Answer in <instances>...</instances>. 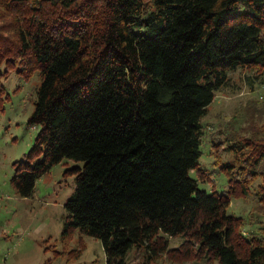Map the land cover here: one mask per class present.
Listing matches in <instances>:
<instances>
[{
  "label": "trees",
  "instance_id": "obj_1",
  "mask_svg": "<svg viewBox=\"0 0 264 264\" xmlns=\"http://www.w3.org/2000/svg\"><path fill=\"white\" fill-rule=\"evenodd\" d=\"M15 61L41 76L16 192L30 195L65 157L83 161L68 169L62 235L100 239L106 264H129L133 249L150 264L168 236L183 238L179 259L264 264V225L245 229L255 221L229 211L231 194L264 176V137L229 143L230 189L209 192L191 175L201 118L228 73L246 67L264 81V0H0V63ZM255 193L264 204V181Z\"/></svg>",
  "mask_w": 264,
  "mask_h": 264
},
{
  "label": "rangeland",
  "instance_id": "obj_2",
  "mask_svg": "<svg viewBox=\"0 0 264 264\" xmlns=\"http://www.w3.org/2000/svg\"><path fill=\"white\" fill-rule=\"evenodd\" d=\"M14 64L7 69L4 62L0 63V264H106L100 239L80 228L62 235L68 214L65 202L76 186V172L68 169L83 161L65 157L53 164L36 179L28 196H20L12 184L13 162L26 155L37 133L38 127L28 119L41 80L38 68L26 74L18 61ZM201 123L200 168L198 176L194 170L191 175L209 192L212 188L230 189V175L221 167L223 162L235 160L229 143L264 137V81L256 79L253 69L238 67L230 71L226 84L215 91ZM263 181L264 176L258 174L249 179L247 194L237 191L230 196L229 211L245 223L255 221L245 229L264 225V204L255 193ZM182 239L168 236L171 249L150 264L217 263L197 255L175 257L172 250ZM141 261L135 249L128 254L129 264Z\"/></svg>",
  "mask_w": 264,
  "mask_h": 264
}]
</instances>
